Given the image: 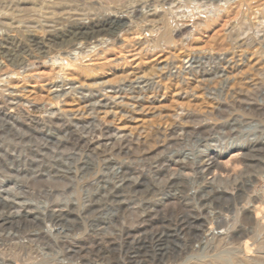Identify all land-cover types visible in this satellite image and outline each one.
<instances>
[{
  "label": "rangeland",
  "instance_id": "374dc122",
  "mask_svg": "<svg viewBox=\"0 0 264 264\" xmlns=\"http://www.w3.org/2000/svg\"><path fill=\"white\" fill-rule=\"evenodd\" d=\"M151 1L172 31L185 16V33L158 44L162 29L136 31L150 8L142 6L112 42L72 48L70 58L91 61L61 87L28 62L18 72L29 78L17 79L0 53V264L264 261V0L246 1L261 14L246 12L242 28L239 0ZM8 3L0 1V52L8 31L24 41L26 14H44ZM227 3L226 14L218 7ZM103 10L67 2L58 27ZM193 14L208 25L193 27ZM147 67L156 70L145 75Z\"/></svg>",
  "mask_w": 264,
  "mask_h": 264
},
{
  "label": "bare ground",
  "instance_id": "6f19581e",
  "mask_svg": "<svg viewBox=\"0 0 264 264\" xmlns=\"http://www.w3.org/2000/svg\"><path fill=\"white\" fill-rule=\"evenodd\" d=\"M4 1H6V0H4ZM70 1L77 2L79 5L84 6L87 9H91V10L98 9L99 10V9L103 8L104 10L103 11H100V13H97V11L94 14L90 13L91 15H89L88 22L86 24L81 23L79 20L72 19V21L68 22L67 24H63L62 26H59L58 27V24L60 23V21L63 18L62 17L59 18L58 16H56L57 15L56 13L59 11V8L62 5H64L67 2H70ZM109 1L110 2H113L116 5V7L114 9H108V8H110V7H108V5H107L108 8H106V6H104L102 0H9V3H8L9 5L8 6H9V9L11 11H15L16 9H18L19 2L21 3V6H19V7L22 8L21 12H23V10L25 11V10H28V9L29 10L30 9L33 10V8H36V7H39V9H38L39 11L40 10H44V14H42V13L39 12V14H42V15H38V13L35 12V13L29 14V15L26 14V16H24L25 17V26H24V28H25V30H24L25 31V36H24V41L23 40H20V38L19 39L16 38L13 35V33H10L9 31L5 34L4 40H5V42L7 43L8 46L5 47L4 52L1 51L0 53H2V54L4 53V55L6 57L5 62L7 63L8 66L11 67L10 70L12 71V73H14V77H16L17 79H26L27 77L29 78L30 74L28 75L27 74L28 72L26 73V71H25V74L23 73L26 68L25 69H22L23 71L20 70L21 72L20 71L18 72L19 69L26 67V65H28V64H26V62H28L30 65L35 66L37 69H41L42 70V73L44 71H46V70H49L50 71V72H48L49 73L48 75L47 74L45 75V77L42 76V75H40V74L37 75L40 79H41V76H42V78L44 77L47 80L48 79L49 80L51 79L53 86H56V87L63 86L64 79L68 78L69 75L78 76L82 70H85V69H81V67H80L81 60L84 59V58H87V61H91V57H92V56H89V54H87V55H83L81 57V59L79 57L78 58H75V59H72V58H70L68 52L72 48L76 47L80 43H82V44L85 43V44L88 45V44L94 43L95 41H97L99 39H106V40H109L110 42H112L114 39H116L118 37V35H120V33H123V32L128 31L130 29V27H132L133 25L136 24L135 23L133 25H130V24H132V20H129V18L133 19V18L137 17L138 12H139V8L142 7V6H149L150 8H149V10H147V13L140 18V20H137L139 18H136L135 19L136 21H138L137 22L138 25H136L135 30L136 31H145V33L146 32L147 33L149 32L150 34H152L151 33L152 31H154L156 29H162L160 32H158V34H156V38L155 39H157V43H158V39L159 40H162L161 42H168L169 43L170 41L173 40V38H174L175 35L178 36L180 34H184L185 31H186V27L189 25L188 24L189 22H187V20L185 21V19H184L185 18L184 14L186 15V13L188 12V10H186L187 12L185 11L183 15L181 14V12L179 13V17L180 16H182V17L184 16V18H182V17H181L182 19L180 18L181 20L179 19V17H177L173 13V15L176 16V19H179L180 20L181 24H177V26L175 25L176 27L174 26L175 28L172 31L171 29H169L170 28L169 21H170L171 18L169 19L168 22L167 21L160 22V20L162 19L163 13H160L159 12V10L157 9L159 7H157L156 5H153L151 0H109ZM156 1L164 5V4L168 3V2H170L171 0H156ZM172 1L174 2V0H172ZM182 1H184V0H182ZM185 1H187V0H185ZM211 1H213V0H211ZM246 1H250V0H239V4L240 3H243V4L246 5V7L244 5H242V6L245 7L244 11H241L242 10L241 9L240 10L241 12L240 11L238 12V10H237V15H236L237 17L236 16L234 17V18H236V21L234 20V18L233 19H230L231 21L233 20V21L237 22V24H239L238 26H240V28H242L243 26H246V24H247V22H245V20L243 19V17H244V15H245L246 12L249 14V12H252L254 9H258L259 10V8L256 6V3L257 2L255 3V5H251L250 3L249 4L248 3L246 4ZM196 2H197V0L194 2V4ZM223 2L221 0V2L219 4H223ZM251 2H253V0H251ZM113 3H111V4H113ZM154 3H155V1H154ZM174 3H173V5H174ZM177 3H176V5H178ZM209 3L210 2H208V4ZM199 4H200V2H198V5ZM219 4H218V6H219ZM192 5H193V2H192ZM215 5L216 4L214 3V6L213 5L212 6L215 7ZM236 5H237V3H236ZM183 6H184V4L182 5V7ZM185 6L188 7V4H186ZM209 6H211V5H209ZM263 6L264 5L262 4L259 7H262L263 8ZM30 7H32V8H30ZM113 7H114V5H113ZM160 7H161V5H160ZM175 7H178V6H175ZM186 7H185V9H186ZM190 7H191V5L189 6V8ZM231 7L233 8L232 5H230V4L227 3L225 7H223V6L220 5V7H218V9H223L224 10L223 12L227 14L228 12H231V11H229ZM21 8H19V9H21ZM198 8H199V6H198ZM202 8H203V6H202ZM216 8H213V10L214 9L217 10ZM191 9H193V8H191ZM207 9H209V8H207ZM171 10H172V8H171ZM177 10L179 11V9H177ZM203 10H205V9H203ZM210 10H208V11H210ZM181 11H182V9H181ZM172 12H175V11H172ZM256 12H254V13H256ZM23 13H26V12H23ZM23 13H22V15H23ZM192 13H193V11H192ZM192 13H190V14H192ZM214 13L216 14V11ZM258 13L261 14L260 12H257V14ZM262 13L264 14V12H262ZM167 14H165V15H167ZM194 14L193 15H190L192 18L195 19L193 21V23H192V26L193 27H194V25H196L195 28H197V27H199L201 25H206V26L208 25V21H209L208 16L206 17V15H205L203 17L204 19H202L201 16H200L201 13H200V15L197 14L196 17H195ZM232 14H231V17H232ZM13 15H15V14H13ZM187 15H189V13ZM208 15H210V14H208ZM213 15H212V17H214ZM246 16H248V15H246ZM250 16H252V15L250 14ZM254 16H256V14H254ZM168 17H170V16H168ZM191 17L189 19H191ZM218 17H216V18H218ZM11 18H12V16H11ZM19 18H21V17H19ZM229 18H230V16H229ZM183 19H184V21H183ZM17 20H19V19H17ZM211 20H213V19H211ZM257 20H259V19H256V21ZM250 21H252V18L250 19ZM209 23H211V22H209ZM259 23H257V25H259ZM251 25H252V23H251ZM171 26H172V24H171ZM238 26H236V27H238ZM252 26H256V25H254V23H253ZM240 28H239V30H240ZM172 32L174 33V35L172 34ZM145 35H147V34H145ZM148 36H150V35L148 34ZM25 41H29V43L31 44V49H30V47L28 45H26ZM168 43H166V44H168ZM163 44H165V43H163ZM154 46L152 45V46L145 47L146 52L151 53L153 51V49H154ZM156 47H158V46H156ZM28 67L30 68L32 66H28ZM0 70H1V66H0ZM89 70H90V68H89ZM91 70H93V69H91ZM155 70H156V68H154V67L153 68L147 67V68H145V69L142 70V73L145 74V75H151L153 72H155ZM90 71H88V72H90ZM45 73H47V72H45ZM90 73H92V71ZM90 73H89V75H90ZM85 75H86V73H85ZM37 76H36V78H38ZM6 81H8V80H6ZM61 121H59V120H50V122H52L54 124H58L61 127L62 126H65V124L62 123ZM65 127H67V126H65ZM67 131H68V134L70 136L69 138L71 139V141H73V142L76 141L75 143H78V144L81 142L80 141V138H79L80 136L78 137L76 135V132L72 131L69 128H67ZM127 142H128V140L117 141L116 143L112 144V148L117 147L118 149H122V147L124 146V144H126ZM41 191H39V192H41ZM42 193L47 194L48 192H45L43 190ZM9 208H11V206ZM53 212H54V215L55 216H58V215L62 214L63 210H61V209H58L57 210L56 209ZM32 223H34L37 226L40 224V222L36 218L33 220ZM41 223H42V220H41ZM38 229H41V228L38 227ZM43 235H45V233L43 231L39 230V233H37V235H35L34 237L35 238H40ZM66 244L67 243H65L64 246ZM261 256H262V254H261ZM249 258H251V257H249ZM252 258L250 260H252ZM238 260L240 261V259H238ZM228 261H231V260H228ZM262 262H264V261H261V263ZM4 264H12V263H10V261H9V262L4 263ZM35 264H38V263H35Z\"/></svg>",
  "mask_w": 264,
  "mask_h": 264
}]
</instances>
